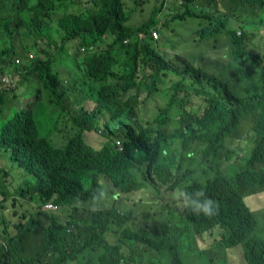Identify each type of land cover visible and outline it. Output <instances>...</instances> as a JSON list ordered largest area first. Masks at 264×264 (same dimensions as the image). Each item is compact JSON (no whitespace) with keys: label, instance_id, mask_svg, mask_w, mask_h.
Wrapping results in <instances>:
<instances>
[{"label":"trees","instance_id":"1","mask_svg":"<svg viewBox=\"0 0 264 264\" xmlns=\"http://www.w3.org/2000/svg\"><path fill=\"white\" fill-rule=\"evenodd\" d=\"M180 1L177 12L181 7L185 12L174 22L198 14L209 20L210 36L201 31L191 40L201 39L217 50L214 57L224 69L220 76L204 73L186 58L183 28L173 31L171 44L162 32V43L153 42L151 33L166 0L134 27L128 11L143 0H0V76L11 67L22 80L35 75L49 92L48 108L53 114L62 109L72 123L66 130L73 127L65 145L54 147L40 136L34 116L43 104L41 90L30 101L35 105L30 111L21 109L16 90L8 91L0 81V123L17 109L0 131V145L34 179L30 187L18 189L22 200L0 218L5 244L0 264H135L140 245L146 251L173 250L174 245L170 264H185L183 244L203 255L213 250L229 256L238 249L249 264H264V239L253 235L259 224L255 212L264 209V55L250 45V36L264 31V11L256 10L264 0H248L250 22L242 24L249 29L239 37L235 28L226 29V20L210 21L225 0ZM205 9L210 15H204ZM38 42L45 49L30 58ZM70 42H78L70 56L76 68L85 69L93 84L78 111L64 105L68 87L54 67ZM15 57L21 58L20 66H14ZM244 61L252 67L249 79L233 68ZM76 77L75 70L71 80ZM172 122L179 129L169 133ZM66 130L57 131L64 135ZM117 140L123 144L120 151L114 147ZM175 141L179 145L172 148ZM236 143L247 148L236 149ZM198 147L208 172L205 181L188 183L192 174L183 172V162L185 156L192 162L197 154L190 151ZM0 175L10 177L1 169ZM177 189L191 200H211L213 214L194 210L191 201L175 195ZM139 193L143 197L129 202ZM109 196L114 206L105 209ZM122 198L132 207L157 200V213L139 220L142 227L151 222L157 239L118 232L128 219L139 218L119 214ZM7 202H1L0 210H6ZM47 202L67 209L44 211ZM34 228L44 233L36 251L29 236ZM115 235L128 241L114 240Z\"/></svg>","mask_w":264,"mask_h":264},{"label":"rangeland","instance_id":"2","mask_svg":"<svg viewBox=\"0 0 264 264\" xmlns=\"http://www.w3.org/2000/svg\"><path fill=\"white\" fill-rule=\"evenodd\" d=\"M161 1L162 0H143V2L138 7L131 5L128 11L130 13L132 12L130 26L134 27L139 25L141 22L148 20L151 17L155 7L159 5ZM180 2V0H167V7H165L161 18L159 17L160 26L157 28L158 31L164 33V42L166 44H171L170 42L175 37L173 31H176L177 34L179 27L183 28V32L181 34L183 40L185 39V44L183 46L184 49L188 50V56H186V58H188L191 63L196 64V67H201L204 73L220 76L224 69L223 64L219 62L216 57H214V52L217 53V50L210 48L208 44L201 39L197 40L196 42H192L191 40L195 33L201 31H204L207 37L210 36L211 29L209 27V20H205L201 17V14H198V18L185 17L184 20L174 22L173 19L176 17V15H181L183 12H185L182 7L180 8V11L177 12V7ZM170 9L174 11L171 12ZM250 9L251 5L249 4L248 0H225L218 10L219 13L217 12L215 17L212 16L210 21L213 22L216 20V18H220L219 20L222 21L224 19L228 23L226 26L227 30L233 28V26L236 29L241 30L240 26L243 25V20L249 19L250 17ZM204 15H210L207 9L204 10ZM244 27L246 31L249 29L248 26ZM259 31L261 32V30ZM167 33L170 36L168 39L166 37ZM250 39H252L250 45H257L264 55V31L254 37L250 36ZM27 42L31 44V42ZM25 43L26 41L24 44ZM159 43L162 42L160 41ZM165 43H163V49L169 52V48ZM77 44L78 42L68 43L65 46V52L63 53L62 58H59L58 61L54 63L55 69L59 71V77L63 82H65V88L67 89L68 87V92L64 99L65 106H68V104L70 106L80 105L85 95H91V89L93 87L92 81L88 78L85 69L78 70L75 65L76 61L73 59V57H70ZM35 49L36 52H31L29 54L30 56L37 57L39 50L45 49V44L43 42H38V47ZM200 55L203 56L204 61L200 60ZM233 68L243 78H250L252 70L250 61L237 63ZM75 70L77 72V77L71 80V73L75 72ZM8 75H13L18 83L22 81L21 83L17 84L18 87L16 89V104L19 105L21 109H26L28 107L30 111L33 110L35 105H32L34 102L30 101L35 99L37 90H41L40 97L44 98V100H42L43 104H40L38 107H36L34 112V116L40 131V136L48 138L54 147L59 148L64 146L68 135L73 132V127H69V129L66 130V125L68 123L71 125L72 123L69 119L65 121V114H63L62 109L56 111L53 114L51 109L48 108L46 103L49 102L50 95L49 92L44 89L41 81L35 75H30L22 80L20 75L12 67ZM66 82L69 83L67 84ZM238 92H242L241 87L238 88ZM245 95L247 96L248 93H245ZM86 107L88 108L89 106L86 104ZM16 111L17 109L14 108L10 113L9 118L3 120L0 123V131L4 128V125L8 122V120L13 117ZM62 128L66 130L64 135L57 131L58 129ZM178 129L179 124L177 122H172L167 126L169 133L175 132ZM178 145L179 142L175 141L172 148H176ZM233 147L236 149H246L247 145L246 143H236ZM193 151L197 154L196 158L190 162L185 156L186 159L183 162V172L190 171L192 174L188 179V183H191L194 180L201 182L205 181L206 173L208 172V169L205 165L206 163L202 158L201 147H198V151L197 149H192L190 152ZM171 153H175V151L171 150ZM0 169L3 172H7L10 176L9 178H6L5 176L0 175V199L3 200L4 197H7L5 199L8 200L7 204L5 205L6 210H0V218L3 219V216L7 215L9 210H11V204H16V202L19 203L22 200V198L18 196V189H21V187H30L32 184H34V179L30 175L26 174L23 170L19 169L10 159L9 153H7L1 147ZM88 185V183H85V187H88ZM109 197V203L105 209H110L114 206V199L111 196ZM141 197H143L141 193L138 195L134 194L133 196L129 197L128 200L129 202H137L138 198ZM150 199H145L144 207H140L137 204L135 207H132L127 202H125L123 198L119 201V205L117 207L118 211L128 217L131 215L134 217H139L138 220L130 218L124 225L119 226V233L122 231H128L138 234L142 238L153 240L158 238L151 228L150 221H144L146 223L145 227H142L139 224V220H143L141 217L145 213H149L150 215L157 213V200L154 198ZM173 212L174 209H169L170 214ZM164 214L167 215L166 213ZM256 217L259 221V224L253 235L258 238H264V231L261 230L264 229V216L257 214ZM43 235L44 233L41 228L32 229V233L29 234L32 240L31 249L36 251L42 248V242H44ZM113 239H118L123 242L128 241V239H122L120 235H115ZM198 240L204 242L203 235H199ZM187 243H189L188 240ZM172 246L173 250L170 247H167L161 251H157L155 249L146 251L142 249V247L144 248V245H140L138 246L140 250L137 251L133 256L135 264H170L171 259L173 260L174 258L176 249L174 245ZM2 248H5V244L2 242V238H0V250ZM181 250L182 253L180 257H182V259L185 261V264H249V258L243 257L238 249L231 250L229 256H227L226 253L215 255L213 250H209L206 255H203L199 251L200 249H192V246H190L189 249L188 246L184 244L181 246ZM210 258L214 260L211 261Z\"/></svg>","mask_w":264,"mask_h":264},{"label":"clouds","instance_id":"3","mask_svg":"<svg viewBox=\"0 0 264 264\" xmlns=\"http://www.w3.org/2000/svg\"><path fill=\"white\" fill-rule=\"evenodd\" d=\"M166 1H167V0H166ZM163 13H164V11H163ZM163 13H162V14H163ZM162 14H161V15H162ZM161 15H160V18H161ZM159 26H160V19H159ZM159 26H158L157 28H159ZM240 28H241V30L236 29L237 36H238V37L241 36V34H242L241 31H242V30L246 31L244 25L240 26ZM154 31H157V32H159V31H158V29H155V30H153L152 33H151V34H152L153 42L157 44V43L160 42V40H159V38H160V33H159V38H154V37H153V32H154ZM141 37H144V36H141ZM124 42H125V44L128 43L127 40H125ZM30 58H32V56H30ZM16 59L20 60V64H16V63H15V60H16ZM13 64H14V66H20V65L22 64V60H21V58H19V57H15L14 60H13ZM4 75H8V73H5V74L1 75L0 78H1L2 76H4ZM17 84H18V81H17V83H16V88H12V89H7L6 87H5V88H6L8 91H10V90H16L17 87H18ZM71 107H72L75 111H78L79 105H74V106H71ZM65 115H66V114H65ZM69 135H70V134H69ZM66 141H67V140H66ZM114 147H115L116 149H118V151H120V150L123 149V144H122V142H121L120 140H117V141L115 142ZM175 195H176L178 198H183L186 202H187V201H191L192 205L194 206V210H196V211H198V212H203L205 215H212V214H213V206H212V201H211V200H209V199H205V200L203 201V203H201L198 199H197V200H191V197H189L188 194H187L185 191H182V190H180V189H177V192L175 193ZM198 196H203V193H199ZM20 198H21V197H20ZM51 204H53V205H55V206L57 207V210L54 211V212H58V211H60V210H63V208H60V207H59L57 204H55L54 202H47L46 204H44L43 210H44V211H47V212L52 211V210H50V209L48 208ZM118 205H119V202H118V204H117V207H118ZM118 212H119V214H122L120 211H118ZM122 215H124V214H122Z\"/></svg>","mask_w":264,"mask_h":264},{"label":"built area","instance_id":"4","mask_svg":"<svg viewBox=\"0 0 264 264\" xmlns=\"http://www.w3.org/2000/svg\"><path fill=\"white\" fill-rule=\"evenodd\" d=\"M153 37L154 38H159V32L154 31L153 32ZM15 63L16 64H20V60L16 59ZM1 80H2L3 85L7 89L16 88L17 80H16V78L13 75H4V76L1 77ZM48 208L50 210H52V211H56L57 210V207L55 205H53V204H51Z\"/></svg>","mask_w":264,"mask_h":264},{"label":"crops","instance_id":"5","mask_svg":"<svg viewBox=\"0 0 264 264\" xmlns=\"http://www.w3.org/2000/svg\"><path fill=\"white\" fill-rule=\"evenodd\" d=\"M256 10L259 11V12H262V13H263V11H264V5H263V6H258ZM249 22H250V21L247 20V19H244V20H243V23H244L245 25H248ZM233 28H235V27L233 26ZM235 29H236V28H235ZM195 34H196V33H195ZM195 34H194V36H193L192 38L195 37ZM192 38H191V39H192ZM0 81L2 82L1 78H0ZM2 84H3V83H2ZM4 87H5V86H4ZM5 89H6V88H5ZM67 120H68V116L65 115V121H67ZM58 132H59V131H58ZM0 147L2 148L1 145H0ZM4 199H5V197H4ZM4 199H3V200H4ZM3 200L0 199V204H1V202H2ZM255 213H256V214H261V215L264 216V209L261 210V211H259V212H255ZM261 230L264 231V229H261ZM263 239H264V238H263Z\"/></svg>","mask_w":264,"mask_h":264}]
</instances>
